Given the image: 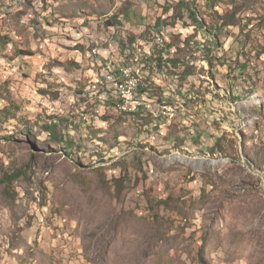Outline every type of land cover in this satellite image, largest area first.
<instances>
[{
	"label": "rangeland",
	"instance_id": "rangeland-1",
	"mask_svg": "<svg viewBox=\"0 0 264 264\" xmlns=\"http://www.w3.org/2000/svg\"><path fill=\"white\" fill-rule=\"evenodd\" d=\"M0 264H264V0H0Z\"/></svg>",
	"mask_w": 264,
	"mask_h": 264
},
{
	"label": "built area",
	"instance_id": "built-area-1",
	"mask_svg": "<svg viewBox=\"0 0 264 264\" xmlns=\"http://www.w3.org/2000/svg\"><path fill=\"white\" fill-rule=\"evenodd\" d=\"M110 32L114 33V27H108ZM89 33V32H88ZM157 39V45L160 46L159 50L156 48L155 51L159 54L155 58H152V53L144 54L145 59L144 63H137V60H134V65L132 67H121V59L115 58L116 52L114 50H109L108 48H99V41L102 38L92 37V43H96V51H93L95 57L105 56V66L101 70L100 77L96 81V91L99 94V100L102 104H111V95H117L121 98L123 102L124 111H135L142 110L145 111H154L157 114V117L164 115V109H157L155 105V99L153 94H144L140 92L141 84V69L148 65L150 61H157V59H164V66H160L159 71L154 76V83L158 81V78H161V73H164L166 68H169L167 62L170 59L169 52L163 53L161 45L165 47L168 46L170 41H165L160 36L155 35ZM126 41V39H125ZM162 50V51H161ZM124 58H131V52L127 54V49L124 50ZM135 62L137 64H135ZM113 73L120 74V79L112 80ZM179 82H174V79H169L165 81V90L167 91V101L172 100L175 93L178 89L182 88V84H177ZM167 85H170L167 87Z\"/></svg>",
	"mask_w": 264,
	"mask_h": 264
},
{
	"label": "trees",
	"instance_id": "trees-1",
	"mask_svg": "<svg viewBox=\"0 0 264 264\" xmlns=\"http://www.w3.org/2000/svg\"><path fill=\"white\" fill-rule=\"evenodd\" d=\"M192 16H193V19L196 21V22H198V18H197V15L195 14V13H192ZM107 24L108 25H111V24H113L112 22H110V21H108L107 22ZM187 45H191V41H181V42H177L176 44H172L171 46H173L175 49H179V50H183V48H185ZM177 47H179V48H177ZM164 59L163 58H161L160 59V63H161V66H162V64H163V61ZM170 62H173V63H175V65H177V64H179V61H177V60H174V59H172ZM184 81V80H183Z\"/></svg>",
	"mask_w": 264,
	"mask_h": 264
},
{
	"label": "bare ground",
	"instance_id": "bare-ground-1",
	"mask_svg": "<svg viewBox=\"0 0 264 264\" xmlns=\"http://www.w3.org/2000/svg\"><path fill=\"white\" fill-rule=\"evenodd\" d=\"M118 101H119V103H120V106H121V108L123 109V102H122V100H121V98L118 96ZM139 111H142V110H135V111H128V112H133V113H136V112H139ZM189 161V160H188Z\"/></svg>",
	"mask_w": 264,
	"mask_h": 264
}]
</instances>
